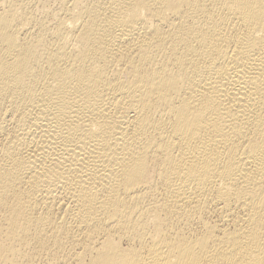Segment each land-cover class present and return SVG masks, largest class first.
Segmentation results:
<instances>
[{"label": "bare ground", "instance_id": "obj_1", "mask_svg": "<svg viewBox=\"0 0 264 264\" xmlns=\"http://www.w3.org/2000/svg\"><path fill=\"white\" fill-rule=\"evenodd\" d=\"M0 264H264V0H0Z\"/></svg>", "mask_w": 264, "mask_h": 264}]
</instances>
